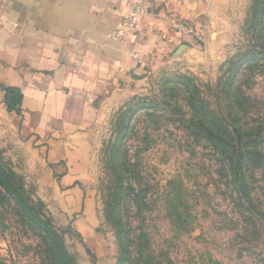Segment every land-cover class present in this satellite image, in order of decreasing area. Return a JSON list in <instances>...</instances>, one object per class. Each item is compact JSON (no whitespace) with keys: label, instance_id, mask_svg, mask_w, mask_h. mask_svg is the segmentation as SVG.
Masks as SVG:
<instances>
[{"label":"rangeland","instance_id":"rangeland-1","mask_svg":"<svg viewBox=\"0 0 264 264\" xmlns=\"http://www.w3.org/2000/svg\"><path fill=\"white\" fill-rule=\"evenodd\" d=\"M254 2L223 0L186 24L190 39L176 60L103 110L86 131L88 177L76 192L46 176L38 147L0 113V172L12 187L23 184L77 264H264V170L255 177L257 211L246 214L182 84L225 114L230 72L241 55L262 50ZM254 66L242 64L240 97L249 99L251 127L264 132V62ZM44 250L0 180V264H58Z\"/></svg>","mask_w":264,"mask_h":264},{"label":"crops","instance_id":"crops-1","mask_svg":"<svg viewBox=\"0 0 264 264\" xmlns=\"http://www.w3.org/2000/svg\"><path fill=\"white\" fill-rule=\"evenodd\" d=\"M222 1L0 0V113L38 147L46 176L78 191L88 177L86 131L133 82L175 61L190 39L181 26ZM137 5L151 12L113 40ZM10 88L22 95L18 111H8Z\"/></svg>","mask_w":264,"mask_h":264},{"label":"trees","instance_id":"trees-1","mask_svg":"<svg viewBox=\"0 0 264 264\" xmlns=\"http://www.w3.org/2000/svg\"><path fill=\"white\" fill-rule=\"evenodd\" d=\"M254 4L256 19L258 17L259 22H262L264 5L261 4H264V0H255ZM259 40L262 42V50L241 55L237 66L230 72L233 77H229L226 82L228 110L225 114L212 112L199 95L197 87L188 79V82L182 83L189 96L191 110L199 118L197 129L206 133L213 155L220 164L219 171L223 178L229 180L232 192L237 196V207L245 210L246 214L257 211L253 192L255 177L264 170V132L250 125L247 106H244L249 99L245 95L240 97L242 84L239 85L238 75L241 74L242 64L253 67L260 61L264 62V31L259 34ZM21 102L22 95L19 90H7L6 103L9 112L18 111ZM0 180L5 192L13 198L20 216L44 239L46 250L43 254H50L58 264H77L65 249L63 240L51 225L50 219L38 214L36 203L25 197L23 184L21 186L20 183L18 189L12 187L9 175L5 172H0Z\"/></svg>","mask_w":264,"mask_h":264},{"label":"built area","instance_id":"built-area-1","mask_svg":"<svg viewBox=\"0 0 264 264\" xmlns=\"http://www.w3.org/2000/svg\"><path fill=\"white\" fill-rule=\"evenodd\" d=\"M1 9L2 7L0 4V11ZM150 12L151 11L147 6L137 5L132 12V16L129 19L123 20L121 23V27L115 32H112L110 34V37L113 40H123L127 36L129 31H135L138 28L142 21V18L148 15ZM181 29L185 30V26H181ZM134 59L139 60V56L135 55Z\"/></svg>","mask_w":264,"mask_h":264}]
</instances>
